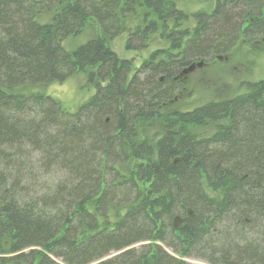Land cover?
<instances>
[{"label":"trees","instance_id":"trees-1","mask_svg":"<svg viewBox=\"0 0 264 264\" xmlns=\"http://www.w3.org/2000/svg\"><path fill=\"white\" fill-rule=\"evenodd\" d=\"M121 2L132 5L0 0V255L94 264L129 248L98 264H264V80L229 100L163 113L185 67L226 54L241 35L264 39V0L216 3L193 17L190 33L171 36L178 53L133 72L100 38L65 48L92 20L115 36ZM144 6L159 21L185 19L164 0ZM76 73L95 91L75 110L36 89ZM155 121L161 133L144 136ZM210 123L212 135L197 138ZM38 173L59 179L31 186Z\"/></svg>","mask_w":264,"mask_h":264},{"label":"rangeland","instance_id":"rangeland-1","mask_svg":"<svg viewBox=\"0 0 264 264\" xmlns=\"http://www.w3.org/2000/svg\"><path fill=\"white\" fill-rule=\"evenodd\" d=\"M144 1L132 0L130 7L123 2L120 3L119 9L123 10H116L114 17H112L113 22L117 25V29H119L115 36H103L99 25L96 21L92 20L87 24L83 32L64 41L65 48L73 51L75 47L86 43L88 40L100 38L106 42L107 47L119 59L128 61L131 64L133 72L144 61L150 60L153 57L154 59H166L165 52L172 50L170 49L171 36L174 37L177 33L184 31L190 33L196 25V21L193 19L195 15L209 14L215 9L216 3L228 5L229 1L232 0H164L171 3L176 11L182 13V16L185 18L167 21H159L144 6ZM45 18V16H42V20L40 16L38 17L39 20L45 23L50 20L49 16ZM152 22L155 30L148 31V25ZM245 25H248V21ZM136 32H140L138 33V39L134 36ZM237 38L239 39L226 54L215 55L211 59L195 61L182 70L177 81L178 92L174 100L163 108L164 115L184 113L210 102H221L232 99L237 95L246 93L247 83L264 80V39L251 37L248 40L246 35H241V37ZM127 40L130 41V45L134 48L129 50L126 48ZM171 52L173 55H175L174 53H178L174 50ZM30 89L32 88H22L17 92H26ZM36 89H40V92L51 97L55 102L69 111L75 110L82 103L89 100L95 91L94 86L88 82L85 74L79 73L72 74L61 82L50 83ZM157 121L144 125V136L155 137L161 133L164 126ZM217 126V124L210 123L198 127L194 131V134L199 139L210 137ZM58 179L59 177L56 173L46 176L38 173V176L34 179L30 178V184L32 183L31 186L34 184L50 186ZM31 206L38 211H45L37 203ZM114 220L112 217L111 221L114 222ZM128 249L117 253H110L101 261L116 256ZM27 252L28 250L23 251L24 254H27ZM16 255L7 253L5 250L0 255V260H10V262L6 261L3 264H18L11 261ZM184 260L189 264H206L204 261L198 259ZM101 261H97L94 264H98Z\"/></svg>","mask_w":264,"mask_h":264},{"label":"water","instance_id":"water-1","mask_svg":"<svg viewBox=\"0 0 264 264\" xmlns=\"http://www.w3.org/2000/svg\"><path fill=\"white\" fill-rule=\"evenodd\" d=\"M190 69H191V68H190ZM190 69H189V70H190Z\"/></svg>","mask_w":264,"mask_h":264}]
</instances>
